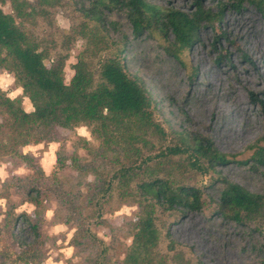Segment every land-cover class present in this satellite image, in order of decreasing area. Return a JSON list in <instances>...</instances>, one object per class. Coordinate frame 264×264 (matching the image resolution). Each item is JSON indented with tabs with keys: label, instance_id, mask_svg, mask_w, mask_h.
<instances>
[{
	"label": "rangeland",
	"instance_id": "obj_1",
	"mask_svg": "<svg viewBox=\"0 0 264 264\" xmlns=\"http://www.w3.org/2000/svg\"><path fill=\"white\" fill-rule=\"evenodd\" d=\"M146 1L184 12L193 11L195 1L205 9L215 10L217 3L226 7L215 29L201 27L194 44L176 60L164 51L163 44L167 42L163 37L151 36L147 31L134 34L122 11L105 12L104 27L108 34L103 38L93 21L82 15L80 0L0 2L2 12L11 15L36 43L45 66L63 61L65 84L72 78V67L78 59L85 60L96 83L99 59L118 53L126 73L138 78L148 92L152 119L163 132L135 130L128 133L135 136L127 135L124 143H115L113 139L103 142L92 134L91 126L79 124L58 129L57 141L28 145L23 152H30L35 164L46 174L65 180L63 189L77 195L86 193L84 181L107 180L121 163L131 162L141 167L135 171L137 177L157 175L178 185L200 189L199 212L159 216L161 235L152 250L153 264H264V207L252 220L234 222L218 214L216 205L223 187L220 178L264 199V177L260 169L251 168L250 160L254 146L264 145V111L252 100L254 96L264 102V16L246 0ZM16 4L24 12L23 17L16 15ZM243 17L246 20L242 23ZM166 39L170 42L172 36L167 35ZM0 90L9 98H20L25 111L32 110L13 74L7 70H0ZM183 133L207 137L229 162L202 173L188 166L185 155L158 158L167 147L179 144L178 138ZM57 157L66 165L61 172ZM146 157L152 160L144 164ZM11 166L10 161L0 163V191L8 193L9 200L6 205V200L0 198V224L6 206L16 205L20 200L18 194L4 190L2 182L9 174L26 173L23 167ZM76 176L80 181L73 180ZM129 191L127 186L119 188L89 212L93 232L105 243L112 240L116 249L131 243L130 223L141 214L137 201L127 196ZM76 202L82 205L83 198ZM46 205L39 246L41 264H81L82 255L74 254V249L68 246L74 228L56 222L59 216L52 218L53 201ZM33 209L26 203L17 206L14 212L31 216ZM165 232L168 237H164ZM0 235V264H20L15 259L19 249L14 240L2 229ZM21 238L29 241L27 233Z\"/></svg>",
	"mask_w": 264,
	"mask_h": 264
},
{
	"label": "trees",
	"instance_id": "obj_2",
	"mask_svg": "<svg viewBox=\"0 0 264 264\" xmlns=\"http://www.w3.org/2000/svg\"><path fill=\"white\" fill-rule=\"evenodd\" d=\"M11 1L15 3V0ZM246 1L264 16V0ZM79 3L82 15L93 21L101 37L107 38L108 34L104 27L105 12L122 11L134 34L147 31L151 36L163 37L167 42L163 44L164 51L176 60L194 44L201 27L215 29L226 7L224 3H217L215 10L205 9L195 1L194 10L184 12L162 8L146 0H80ZM15 10L18 17H23L24 12L18 5ZM167 35L172 36L170 42ZM43 58L36 43L17 26L11 15L3 13L0 8V70L13 74L17 86L32 107L31 111H25L20 98H9L0 90V163L10 161L12 169H26L25 174H9L2 182L4 190L20 196L16 205L10 203L11 206H6L0 224V230H4L19 249L16 261L41 264L42 213L47 209L48 201H53L52 218L59 216L61 218L56 222L71 224L74 228L68 246L74 249V254L82 255L81 264H153L152 250L159 244L161 235L159 216L172 212H199L202 209L201 190L178 185L157 175L149 176V169L146 171L149 177H137L135 171L141 167L133 165V162L121 163L118 169L111 171L107 180L97 183L84 181L82 184L87 186V191L83 196L63 189L65 180L46 175L40 165L34 163L33 155L23 152V148L57 141L55 138L60 128L87 124L92 127V134L98 135L103 142L113 139L115 143L126 142L128 133L135 130L163 132L152 119L148 92L138 78L126 73L118 53L99 59V80L96 83L83 58L73 65L74 73L68 84L62 79L63 61L47 67ZM252 100L264 111V102L254 96ZM131 134L128 136H135ZM178 142L167 147L158 158L185 155L188 166L202 173L229 162L205 136L183 133ZM254 147L251 168L260 169L264 177V145ZM151 160L146 157L144 164ZM63 161L59 157L56 159L59 172L66 168ZM77 178L73 180L80 181ZM220 180L223 187L216 203L218 214L234 222L250 221L261 214L264 207L262 196L224 178ZM126 186L130 188L127 196L137 201L141 214L130 223L131 243L116 249L112 240L105 243L93 232L89 212L114 191ZM0 198L6 200V205L9 203L8 193L0 191ZM81 198L83 204L79 206L76 199ZM26 203L34 208L31 216L25 212H14L17 206ZM23 233L29 235V241L22 240ZM164 234V237L169 236L168 232Z\"/></svg>",
	"mask_w": 264,
	"mask_h": 264
},
{
	"label": "bare ground",
	"instance_id": "obj_3",
	"mask_svg": "<svg viewBox=\"0 0 264 264\" xmlns=\"http://www.w3.org/2000/svg\"><path fill=\"white\" fill-rule=\"evenodd\" d=\"M243 20H246V17H243V18H242V23H243ZM246 25H247V24H246ZM257 74H258V73H257ZM229 91H230V90H229ZM223 95H224V94H223Z\"/></svg>",
	"mask_w": 264,
	"mask_h": 264
},
{
	"label": "crops",
	"instance_id": "obj_4",
	"mask_svg": "<svg viewBox=\"0 0 264 264\" xmlns=\"http://www.w3.org/2000/svg\"><path fill=\"white\" fill-rule=\"evenodd\" d=\"M40 167H41V166H40ZM41 168H42V167H41ZM42 170H43V169H42ZM44 173H45V172H44ZM45 174H46V173H45ZM46 175H48V174H46ZM54 227H55V226H54ZM57 228H61V227L58 226Z\"/></svg>",
	"mask_w": 264,
	"mask_h": 264
}]
</instances>
